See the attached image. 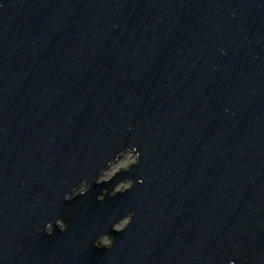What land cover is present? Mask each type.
I'll return each instance as SVG.
<instances>
[{
	"label": "water",
	"instance_id": "water-1",
	"mask_svg": "<svg viewBox=\"0 0 264 264\" xmlns=\"http://www.w3.org/2000/svg\"><path fill=\"white\" fill-rule=\"evenodd\" d=\"M0 264H264V0H0Z\"/></svg>",
	"mask_w": 264,
	"mask_h": 264
},
{
	"label": "rangeland",
	"instance_id": "rangeland-1",
	"mask_svg": "<svg viewBox=\"0 0 264 264\" xmlns=\"http://www.w3.org/2000/svg\"><path fill=\"white\" fill-rule=\"evenodd\" d=\"M135 161H136V154L134 152H130L129 151V152L124 153L123 156L118 161H116L115 163L111 164L110 167L103 172V174H102V176L100 177L99 180L108 179L109 177L114 175L118 170H120V168L121 169L128 168ZM128 185H130L129 182L120 183L116 187V190L124 189ZM85 189H86L85 186H81L78 191H83ZM128 220H129V217H126L121 222H119L116 225V227L117 228H123L127 224ZM58 224L61 225V226H64V222L62 220H58ZM100 242L103 245H107V244H109L111 242V240L108 237V235H105V236H102L100 238Z\"/></svg>",
	"mask_w": 264,
	"mask_h": 264
}]
</instances>
